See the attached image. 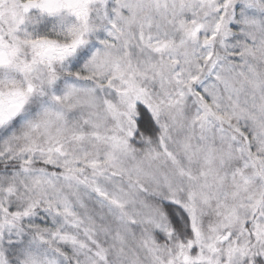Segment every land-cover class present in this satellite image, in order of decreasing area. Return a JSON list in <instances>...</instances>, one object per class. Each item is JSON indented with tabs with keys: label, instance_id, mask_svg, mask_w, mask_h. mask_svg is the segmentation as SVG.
I'll list each match as a JSON object with an SVG mask.
<instances>
[{
	"label": "snow or ice",
	"instance_id": "snow-or-ice-1",
	"mask_svg": "<svg viewBox=\"0 0 264 264\" xmlns=\"http://www.w3.org/2000/svg\"><path fill=\"white\" fill-rule=\"evenodd\" d=\"M0 264H264V0H0Z\"/></svg>",
	"mask_w": 264,
	"mask_h": 264
}]
</instances>
